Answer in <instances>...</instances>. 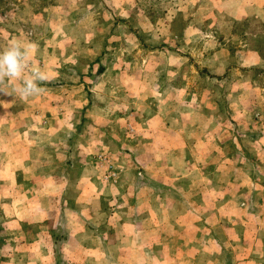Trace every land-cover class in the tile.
Wrapping results in <instances>:
<instances>
[{
	"label": "rangeland",
	"instance_id": "obj_1",
	"mask_svg": "<svg viewBox=\"0 0 264 264\" xmlns=\"http://www.w3.org/2000/svg\"><path fill=\"white\" fill-rule=\"evenodd\" d=\"M215 19L209 4L199 0H0V49L12 38L34 43L36 48L29 50V59L48 77L40 82L41 89H53L61 96L56 99L60 100L59 107L68 98L77 101L75 98L83 94L77 90L97 79L96 71L102 70V64L131 67L127 78L141 80L144 75L153 88L155 105L138 107L133 114L143 119L147 112L161 118L156 120V129L138 139V155L106 156L110 166L101 178L115 173L107 183L113 179L130 184L153 175L156 196L159 191L177 196L185 190L186 198L192 199L185 203L192 216L186 218L182 234L173 229L168 232L166 248L152 250L146 245L140 246L138 253L124 250L122 264H192L199 242L206 248L199 264H210L209 238H229L244 218L250 220L245 217V208L260 209L259 201L264 198V59L250 52L264 48V26L245 17L237 26V22L229 23L234 40L223 41L217 48L218 44L203 37L212 27L202 25ZM191 22L199 27H188ZM169 47L183 55L165 58L164 48ZM220 49L229 53L228 68L225 74L212 76L206 68L213 61L212 52ZM242 52L248 54L244 60ZM74 84L72 91L68 87ZM17 93L13 80L0 79V98L6 100V96ZM68 108H62L65 114L70 113ZM73 110L78 111L76 116L86 113L84 108ZM11 111L17 116V108ZM165 117L171 123V134L180 131L181 137L163 133ZM204 128L214 137L210 140L208 133L205 138H194ZM123 135L125 143L136 141L133 138L137 135ZM166 146L171 153H165ZM123 165L134 169L138 165V173L134 169L124 171ZM144 194L145 190L137 195ZM242 194L257 197L249 202L251 207L242 206ZM119 200L120 205L131 206L122 196ZM137 206L143 214L153 211L162 222L183 225L178 222L177 211H183L184 206L178 200ZM195 211L201 213L200 218H194ZM216 228L218 233L211 234ZM234 253L242 258V252Z\"/></svg>",
	"mask_w": 264,
	"mask_h": 264
},
{
	"label": "crops",
	"instance_id": "obj_2",
	"mask_svg": "<svg viewBox=\"0 0 264 264\" xmlns=\"http://www.w3.org/2000/svg\"><path fill=\"white\" fill-rule=\"evenodd\" d=\"M199 1L200 4L208 3L216 17L213 23L202 25L212 27L211 33H204L203 37L205 41L218 44L217 48L223 41L234 40V30H229V23L237 22V26L239 19L245 17L252 24L264 26V0ZM187 25L199 27L193 22ZM170 27L168 25V30ZM164 49L165 58L183 55L174 47ZM250 54L264 59V48ZM247 55L242 52L240 56L244 60ZM227 57V49L213 51V61L207 66V72L212 76L225 74ZM129 68L102 64V70L96 71L97 79L92 78L77 90L83 92L80 98H75L77 101L74 97L68 98L60 107V100L56 99L61 96L53 89H42L27 99H21L18 93L14 97L6 96V100L0 98V264H122L124 250L138 253L140 246L146 245L152 250L164 249L165 237L171 229L182 234L186 218L192 216L185 206L186 201L192 199L186 198L184 189L177 196L160 191L156 196L153 175L144 181L135 179L130 184L121 180L116 183L115 173L104 180L101 178L103 170L110 166L106 156L138 155L141 151L138 139L153 132L156 120L161 119L147 112L143 119L133 114L134 109L154 106L156 102L153 88L144 75L141 80L127 78ZM83 79L87 81L86 77ZM68 88L75 91L76 85ZM66 105L70 110L68 114L62 110ZM13 108H17V116L12 113ZM73 108H84L86 113L76 116L78 111ZM162 123L165 135L181 137L180 131L174 130L171 134L168 118ZM123 133L137 135L132 136L136 141L125 143ZM207 135L210 140L214 137L204 128L194 138L202 139ZM165 149V153L172 151L168 146ZM138 168V165L135 169L129 165L121 167L124 171L134 169L136 173ZM110 178L113 179L109 184ZM238 187L236 184V193ZM143 190L145 197L137 195ZM119 196L131 206L120 205ZM255 198L242 194L240 203L249 208V202L253 203ZM262 199L259 211L245 208V217L250 220L244 218L238 224L240 228L225 238L226 242L223 238L222 241L209 238L210 264H264ZM173 200L184 206L183 211H177L178 222L183 224L178 227L177 222H162L163 218L151 210L143 214L137 206L144 202L169 203ZM229 214L231 217L232 212ZM193 216L200 218L201 213L195 211ZM217 228L211 234L216 235ZM202 245L204 242L195 245L192 264H199L202 259V251L206 250ZM235 250L243 253L242 258L235 255Z\"/></svg>",
	"mask_w": 264,
	"mask_h": 264
},
{
	"label": "clouds",
	"instance_id": "obj_3",
	"mask_svg": "<svg viewBox=\"0 0 264 264\" xmlns=\"http://www.w3.org/2000/svg\"><path fill=\"white\" fill-rule=\"evenodd\" d=\"M35 48L34 43L20 42L12 38L0 49V79L13 80L21 99L40 93V82L48 78L39 64L33 65L29 59V50Z\"/></svg>",
	"mask_w": 264,
	"mask_h": 264
}]
</instances>
